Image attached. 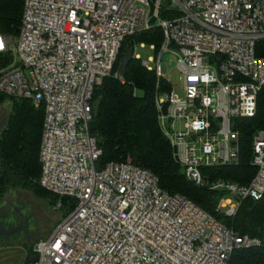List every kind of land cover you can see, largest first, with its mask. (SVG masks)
Wrapping results in <instances>:
<instances>
[{"label": "built area", "instance_id": "2783aa9c", "mask_svg": "<svg viewBox=\"0 0 264 264\" xmlns=\"http://www.w3.org/2000/svg\"><path fill=\"white\" fill-rule=\"evenodd\" d=\"M166 1L25 0L17 36L0 34V95L45 109L40 185L76 201L27 264H230L236 250L260 245L165 192L150 170L98 167L102 151L90 133L95 91L112 76L126 40L157 26L164 41L158 52L150 47L154 57L144 65L170 86L157 96L158 124L184 178L222 191L217 210L229 217L242 200L264 198V131L253 137L257 173L248 186L205 174L240 164L238 123L257 115L264 0ZM162 7L179 17L162 19ZM137 49L135 42L141 59ZM167 54L176 58L181 97Z\"/></svg>", "mask_w": 264, "mask_h": 264}, {"label": "trees", "instance_id": "16d2710c", "mask_svg": "<svg viewBox=\"0 0 264 264\" xmlns=\"http://www.w3.org/2000/svg\"><path fill=\"white\" fill-rule=\"evenodd\" d=\"M24 5L25 0H0V34L17 36ZM179 15L177 10L160 9L162 19L172 20ZM163 41L164 32L157 26L126 40L112 76L95 91L90 133L102 151L98 167L109 163H132L150 170L165 192L186 197L228 229L260 241L258 246L236 250L230 264H264V198L242 200L234 217L220 213L217 207L224 193L197 187L184 178L182 168L174 160L173 147L159 127L157 96L169 91L170 86L159 81L156 72L148 70L144 61L136 57L129 64L127 75L116 77L123 54L128 48L134 49L135 42L155 46L158 52ZM257 56L264 57V42L258 45ZM7 104L9 116L0 129V205L10 191H26L49 202L66 218L75 209L76 201L54 195L40 185L44 107L36 108L27 99L0 95V108ZM238 126L242 143L240 164L206 169L205 174L214 180L248 186L257 173L252 164L253 137L264 131V89L258 98L257 115L240 121Z\"/></svg>", "mask_w": 264, "mask_h": 264}, {"label": "rangeland", "instance_id": "374dc122", "mask_svg": "<svg viewBox=\"0 0 264 264\" xmlns=\"http://www.w3.org/2000/svg\"><path fill=\"white\" fill-rule=\"evenodd\" d=\"M141 45L145 47L142 48ZM150 47L138 42L137 54L143 61L149 62L154 57V51ZM164 62L170 65L172 86L175 88V93L181 97L176 58L167 54ZM150 65L155 66L153 62ZM9 112V104L0 108V129L7 120ZM0 215L5 217L8 224H16L20 221L27 223V227L21 229L22 238L9 241L0 239V264H27L31 253L33 255L35 244L41 238L48 236L65 218L62 211H58L49 202L26 191H10L0 205ZM26 229H29L28 232L25 231Z\"/></svg>", "mask_w": 264, "mask_h": 264}, {"label": "water", "instance_id": "95a60500", "mask_svg": "<svg viewBox=\"0 0 264 264\" xmlns=\"http://www.w3.org/2000/svg\"><path fill=\"white\" fill-rule=\"evenodd\" d=\"M134 50L132 48L126 49L125 53L123 54V58L120 63L119 67V75L121 78H124L127 75V69L131 61L134 59ZM21 232V229H17L15 231H6L5 228L0 224V237L9 238L12 235ZM36 258L31 257L30 262H35Z\"/></svg>", "mask_w": 264, "mask_h": 264}, {"label": "flooded vegetation", "instance_id": "af4514ba", "mask_svg": "<svg viewBox=\"0 0 264 264\" xmlns=\"http://www.w3.org/2000/svg\"><path fill=\"white\" fill-rule=\"evenodd\" d=\"M0 224L5 228L6 231H15L17 229H23V228H26L27 227V223L25 222H19V223H16V224H8L7 223V220L5 219V217L3 215H0ZM29 229H26L25 231L28 232ZM22 235L23 233L22 232H19V233H16L14 235H12L11 237L9 238H5V237H0V239H6V241H9L11 239H15V238H22Z\"/></svg>", "mask_w": 264, "mask_h": 264}]
</instances>
